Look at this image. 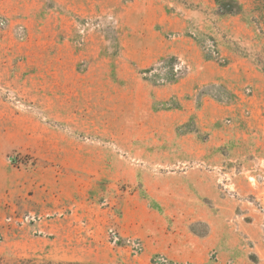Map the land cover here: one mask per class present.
<instances>
[{"label": "rangeland", "instance_id": "obj_1", "mask_svg": "<svg viewBox=\"0 0 264 264\" xmlns=\"http://www.w3.org/2000/svg\"><path fill=\"white\" fill-rule=\"evenodd\" d=\"M0 257L264 264V0H0Z\"/></svg>", "mask_w": 264, "mask_h": 264}, {"label": "trees", "instance_id": "obj_2", "mask_svg": "<svg viewBox=\"0 0 264 264\" xmlns=\"http://www.w3.org/2000/svg\"><path fill=\"white\" fill-rule=\"evenodd\" d=\"M0 264H37V263L32 259H16V260L10 259L8 260L3 257H0ZM38 264H44V263H38ZM47 264H52V263H47Z\"/></svg>", "mask_w": 264, "mask_h": 264}]
</instances>
